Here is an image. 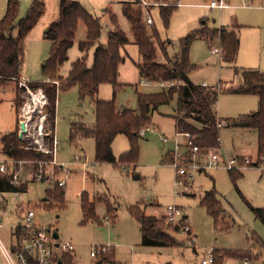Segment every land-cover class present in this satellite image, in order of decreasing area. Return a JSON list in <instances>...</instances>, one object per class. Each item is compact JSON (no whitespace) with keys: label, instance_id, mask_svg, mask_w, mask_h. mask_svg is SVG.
<instances>
[{"label":"rangeland","instance_id":"obj_1","mask_svg":"<svg viewBox=\"0 0 264 264\" xmlns=\"http://www.w3.org/2000/svg\"><path fill=\"white\" fill-rule=\"evenodd\" d=\"M31 1L18 0L17 19L25 16ZM39 1L43 2V13L24 39L20 76L31 82H55L57 86L54 133L51 132L57 140L56 159L39 167V172H43L41 179L44 181L36 180L27 172L23 179L24 182L29 181L25 191L0 192V211L4 215V226L0 228L2 243H9L7 224L16 220L10 215L17 211V207L22 206L34 210L35 224L52 227L58 235V242H70L74 245L73 251L62 255L59 250L55 251L60 260L69 257L73 264H201L206 251L226 249L243 250L255 264H264V248H249L252 235H256L264 243V224L254 216L251 209L264 208V161L257 155V131L222 126L216 145L212 147L221 148L231 156L249 159L250 163L246 168L232 169L241 173V177L234 181L225 169L197 171L188 168L187 172L192 176L190 179L186 178L190 189L187 193H178L179 187L175 185L176 167L171 163L185 167L188 160L200 162L202 152L206 150L199 149L193 156L187 151L186 137H176L173 114L176 110L177 94H174L168 102L158 106L152 116V124L147 125L149 130L139 137V152L134 163H122L119 160V156L129 149V139L124 134H118L112 143L116 164L95 162L93 139L83 137L71 142L69 136L73 124H94V104L91 98L81 97L76 85L59 89L60 82L57 77H65L71 63L79 57H85L87 64L92 65L95 46L107 41L108 31L113 26L109 15L103 12L105 8L115 14L117 25L125 32L129 42L120 49L124 56L119 65L118 83L121 85L113 93L110 83H101L97 98H114L118 109L126 107L135 110L137 93H156L165 88L140 79L136 66L139 50L132 42V33L122 14L123 5L126 2L130 4L133 0H75L99 17L100 35L94 45L81 51L79 42L85 40L86 26L79 19L73 44L68 49V59L54 72L55 80L48 79L43 68L49 56L51 41L45 37L44 32L48 24L57 17L59 0ZM224 1L228 6L220 9L210 7L211 0H177L176 6L170 11L167 24L159 13L158 4H151L144 10L152 17L160 38L168 42V57L173 58L179 54L180 38L193 29L223 28L235 35L238 52L233 63L225 62L219 55H211L205 39H194L189 48V59L194 65L188 74L189 78L195 84L204 83L219 92L216 113L219 120L225 123L227 119L255 112L259 106L258 94L234 93L231 89L243 85V73L246 71L264 73V0H247L246 7L241 6L239 0ZM6 6L7 0H0V19ZM216 35H219L218 30ZM215 38L208 43L221 45ZM160 59L165 60L161 54ZM20 76L0 84V136L15 127L19 131V123L29 117V128L32 132L30 143L35 144V139H38L39 144L51 150L49 153L53 159L54 143L47 146L44 139L36 138L41 116H45V131L52 130L48 121V102L40 106L45 97L47 100V96L42 87L32 88L28 83V89L24 88L19 84ZM217 84H221V87L218 88ZM29 90L37 93L38 98L32 99ZM162 136H166L168 141L162 142ZM175 137L181 144L178 150L180 155L173 151ZM39 148L35 150L39 151ZM166 153L172 160L170 163L166 161ZM75 155L84 164H68ZM61 163L64 165L61 166ZM240 164L243 165L242 161ZM59 180H64L65 185H58ZM53 185L63 190L61 203L53 198L47 199V189ZM211 190L215 192L223 208L217 221L201 205V200ZM75 192L80 193L79 196H75ZM82 195L94 202V219H84L81 211ZM172 204L183 210L190 233L185 232L181 226L175 227L165 221L164 208ZM131 206H138L146 215L162 218L163 229L173 236L175 244L142 245L137 219L130 213ZM190 234L195 235L194 246L190 242ZM107 244L114 247L96 258L90 256L92 246ZM0 264H6L1 251ZM223 264H240V261L225 258Z\"/></svg>","mask_w":264,"mask_h":264},{"label":"trees","instance_id":"obj_2","mask_svg":"<svg viewBox=\"0 0 264 264\" xmlns=\"http://www.w3.org/2000/svg\"><path fill=\"white\" fill-rule=\"evenodd\" d=\"M152 1L159 5V13L164 23L167 24L170 11L176 6L177 0L176 2ZM137 4H139L138 0H133L130 4L126 2L122 7V14L132 33V42L139 50V61L136 66L140 79L148 83H163L161 87L165 89L156 93H137L135 110L126 107L118 109L114 98L108 100L97 98L101 83H110L113 93L121 85L118 83L119 65L124 60V56L120 49L129 42L125 32L117 25L115 14L109 8H105L103 12L109 15L113 26L108 31L107 41L95 46L92 65L87 64L85 57H79L71 63L65 77H57L60 82L59 89L76 85L81 97L91 98L95 108L94 124L87 126L78 123L71 126L69 134L71 142L83 137L91 138L94 142V161L116 164L117 159L112 151V143L118 134H124L129 139V149L119 156V160L122 163H134L139 152L140 130L152 124V116L161 103L168 102L174 94H177L176 110L173 114L175 129L177 132L189 133L192 143L199 149L214 147L222 126L255 129L258 134L257 155L264 161V73L246 71L243 73V85L231 89L234 93L258 94L260 100L257 111L227 119L225 123L219 120L216 113L219 92H216L213 87L193 83L188 75L194 67L189 59V48L196 38L210 41L217 37L225 51L222 56L225 62L233 63L238 52V40L232 31L220 29L219 35H216L218 29L202 27L198 30H191L186 36L180 38L179 54L173 58L168 57L166 54L168 42L160 38L154 23L151 25L145 23V16L149 12L141 6H134ZM43 7L42 1L32 0L25 16L17 19L18 0H7L6 11L0 19V84L21 75L24 39L42 15ZM79 19L86 26L85 40L79 42L80 50L84 51L94 45L100 35L99 17L87 11L78 1L59 0L57 17L48 24L44 32L45 37L51 41L49 56L43 68L50 80H55L54 72L68 59V49L73 44ZM160 54L165 60L160 59ZM41 82H30V86L43 88L48 102V121L52 128L50 132H54L53 119L57 86L55 82L53 84H44L46 81ZM165 85L169 86L164 87ZM222 122L224 124L221 125ZM45 143L51 146V134L45 137ZM28 144L29 141L18 137V128L15 127L0 136V153L16 160H32L33 164L27 167V171L34 176L39 171L38 162L49 163L52 156L50 153L35 150L34 145ZM166 161L169 163L172 161L167 153ZM229 175L234 181L242 176L241 173L232 170L229 171ZM41 181L44 180L41 179ZM27 183L22 182L15 185L11 183L9 176L0 174V192H23L26 190ZM46 193L47 199L53 198L61 203L63 190L56 188V185L48 188ZM81 197V211L84 219H94V202H90L85 195ZM201 205L216 221L223 212L212 190L205 194ZM251 209L254 216L264 224V208ZM130 213L137 219L142 245L169 246L175 244L176 240L173 236L164 231L162 218L146 215L138 206H131ZM174 229L177 230V228ZM250 241V249L264 248V243L256 235H252ZM214 252L218 257L213 264H223L225 258L240 261L249 257V254L243 250L226 249ZM63 262L73 264L69 257L65 260L61 258V264Z\"/></svg>","mask_w":264,"mask_h":264},{"label":"built area","instance_id":"obj_3","mask_svg":"<svg viewBox=\"0 0 264 264\" xmlns=\"http://www.w3.org/2000/svg\"><path fill=\"white\" fill-rule=\"evenodd\" d=\"M241 3V6L246 7V1L247 0H239ZM138 3L141 4L142 8L146 9L151 4H156L151 0H138ZM210 7H219L224 8L228 5L224 0H211L209 3ZM145 23L146 24H152V17L147 13L145 16ZM220 42V41H219ZM210 53L211 55H219L222 57L225 53L223 47L218 44H211L209 45ZM19 84L22 85L24 88L28 89V83L29 81L26 77L20 76ZM146 82V81H143ZM148 83V82H146ZM160 86H163V83H158ZM169 86V85H165ZM202 86H206L204 83ZM219 88V86H217ZM28 93L31 95L32 99L38 98L37 93H31L29 90ZM41 95L45 96L40 91ZM47 102L46 97L43 103L40 104V106L44 105ZM45 116H41L39 123L37 125L36 130V138L44 139L45 137L51 134L52 142L54 143V155L53 159L51 157L50 162L55 161V148L57 145V140L55 139V134H52L54 132H47L44 129V120ZM24 123L25 131L23 132L20 139H25L27 141L31 140L32 132L29 128V117L26 120H22ZM150 127H145L140 130V135H143L145 131L149 130ZM34 135V134H33ZM178 136H185L186 137V144L188 145V152L195 156V154L199 151V147L192 143V140L190 139V135L187 132H176V137ZM174 138V149L173 151L178 154V150L181 146L179 144L178 138ZM162 142H167L168 138L166 136H162L161 138ZM220 140V139H219ZM35 142L39 144L38 139H35ZM34 142V143H35ZM34 145V148H39V151L44 153H49L51 150L49 148L44 147L42 144H39V147L37 144ZM28 144V145H29ZM206 151L202 152V156L200 157V162L190 161L188 160V164L185 167H180L177 165V163L172 162L176 167V178H175V185L179 187L177 189L178 193H187L190 189V186L188 185L186 178L190 179L192 176L190 173L187 172L188 168H193L195 170L200 171H207V170H213V169H225L227 171H230L232 169H237L239 167L246 168L247 165L250 163L249 159L247 157H238V156H231L228 155L225 151L219 149H214L212 147L206 148ZM52 156V155H51ZM242 161L243 165L240 164ZM28 164H33L32 160H23V159H13L7 156H4L0 153V174L7 175L10 178L11 183L15 185H19L20 183L24 182V174H26L27 167L30 166ZM39 166L45 165L47 163L39 161ZM68 164H84L83 162L79 161V157L75 155L73 157V160L69 161ZM64 163H61V166H63ZM29 173V172H28ZM43 176V172L37 171V173L34 174V178L36 180H41ZM32 177V174H31ZM29 182V181H28ZM58 185L64 186L65 181L59 180L57 181ZM17 193V192H15ZM80 193L75 192V196H79ZM29 205V204H27ZM12 218L13 216L16 218L15 221L10 222L7 224L8 227V233H9V243L7 245H4L0 238V251L1 254L6 262V264H53L57 262L58 264H61L60 256L58 253H56V250H59L60 254L68 253L74 250V245L70 242L66 243H60L58 242L57 238L54 237L55 231L50 226L46 225H39L34 223V210L32 208L28 207H17V211L10 215ZM164 218L165 221L168 224H172L174 226H181V228L185 232H189V226L186 224L183 210L177 206V205H167L164 208ZM4 226V215L0 211V228ZM190 233V232H189ZM189 237L190 242H192V245L194 246L195 243V235L190 234ZM113 245H101L99 247H91L90 249V256L91 257H98L102 253H106V251L113 248ZM215 250H208L206 251V254L204 258L201 259V264H213L216 260V257H218L215 252ZM240 264H255L254 260L250 258H244L240 260Z\"/></svg>","mask_w":264,"mask_h":264},{"label":"water","instance_id":"obj_4","mask_svg":"<svg viewBox=\"0 0 264 264\" xmlns=\"http://www.w3.org/2000/svg\"><path fill=\"white\" fill-rule=\"evenodd\" d=\"M24 131H25L24 123L21 121V122L19 123V131H18V137H19V138H21V136H22V134H23ZM54 237H55V238L58 237L57 233L54 234Z\"/></svg>","mask_w":264,"mask_h":264},{"label":"crops","instance_id":"obj_5","mask_svg":"<svg viewBox=\"0 0 264 264\" xmlns=\"http://www.w3.org/2000/svg\"><path fill=\"white\" fill-rule=\"evenodd\" d=\"M263 8H264V6H262ZM222 9V8H221ZM223 29V28H222ZM194 30V29H193ZM220 29L218 28V31H219ZM215 40H219L218 38H215ZM207 42V44H208V46L210 45V43H208V41H206ZM202 85V84H201ZM217 86H220L221 87V84H217ZM175 126V125H174ZM226 127V126H225ZM231 128V127H230ZM176 130V129H175ZM257 149V148H256ZM163 215H164V213H163ZM153 216H155V215H153ZM184 218H185V215H184ZM111 256H113V252H111Z\"/></svg>","mask_w":264,"mask_h":264}]
</instances>
